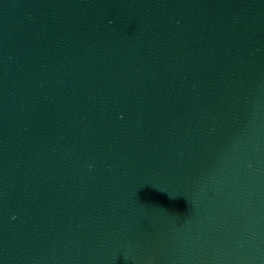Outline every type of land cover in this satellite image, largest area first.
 Instances as JSON below:
<instances>
[{
  "label": "water",
  "instance_id": "obj_1",
  "mask_svg": "<svg viewBox=\"0 0 264 264\" xmlns=\"http://www.w3.org/2000/svg\"><path fill=\"white\" fill-rule=\"evenodd\" d=\"M0 264H264V0H0Z\"/></svg>",
  "mask_w": 264,
  "mask_h": 264
}]
</instances>
